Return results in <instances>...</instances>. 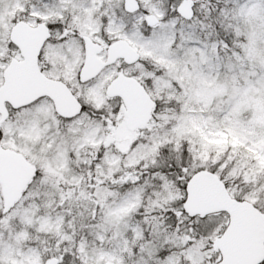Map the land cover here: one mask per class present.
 I'll list each match as a JSON object with an SVG mask.
<instances>
[{"label":"snow or ice","instance_id":"1","mask_svg":"<svg viewBox=\"0 0 264 264\" xmlns=\"http://www.w3.org/2000/svg\"><path fill=\"white\" fill-rule=\"evenodd\" d=\"M0 264H264V0H0Z\"/></svg>","mask_w":264,"mask_h":264}]
</instances>
